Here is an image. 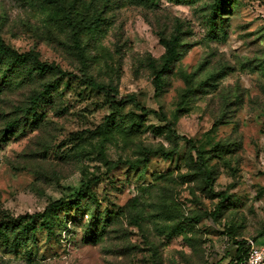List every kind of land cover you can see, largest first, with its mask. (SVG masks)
<instances>
[{
  "label": "rangeland",
  "instance_id": "374dc122",
  "mask_svg": "<svg viewBox=\"0 0 264 264\" xmlns=\"http://www.w3.org/2000/svg\"><path fill=\"white\" fill-rule=\"evenodd\" d=\"M211 1L93 0L103 20L84 40L82 63L39 0H0L6 43L69 74L19 73L0 83V215L34 216L82 184L91 188L80 208L57 215L52 234L39 226L17 253L0 251V264H230L237 240L264 244V0H230L217 34L205 18ZM176 18L190 30L185 54L156 93L146 56L164 53L157 32H170ZM86 78L117 87L118 99L134 95L147 111L141 124L133 125L138 116L128 102L107 134L88 136L113 110ZM48 82L36 127L2 139ZM217 119L227 122L214 127ZM168 126L191 143L181 140L172 158L107 170L109 161L140 157L141 146L171 147ZM219 142L223 150L213 151ZM189 153L212 168V189H204ZM81 212L93 223L78 220L62 242L69 216Z\"/></svg>",
  "mask_w": 264,
  "mask_h": 264
},
{
  "label": "trees",
  "instance_id": "16d2710c",
  "mask_svg": "<svg viewBox=\"0 0 264 264\" xmlns=\"http://www.w3.org/2000/svg\"><path fill=\"white\" fill-rule=\"evenodd\" d=\"M42 5L46 6L49 10V17L52 21V25L59 29L62 33H65L69 42L74 50L78 51L82 63L85 62V44L84 40L87 35L98 31L101 22L103 11L100 10L99 4H94L93 0H39ZM159 0H133L134 3L140 4L146 7L157 6ZM176 2L195 1V0H175ZM230 0H212L207 5L206 23L208 30L211 33L217 34L218 28H224L225 14L229 9ZM106 7V4H103ZM190 30L186 27L184 21L176 18L172 24L170 32L165 29L158 30L159 42L164 48V53L155 58L148 54L146 56V65L150 69L153 76V85L155 92L160 93L163 91L166 84L165 76L173 69L175 64L180 61L185 54L184 39L186 35H189ZM19 73L34 74L39 76H45L47 74H57L61 76L69 75L63 71L55 63H49L41 60L39 54L33 50L26 52H19L12 48L3 39L0 33V83H6L13 81V77ZM185 83L188 87L192 86L193 76L191 74H185ZM87 84L94 90L104 93L107 103L112 108L113 112L109 116L106 124L98 127L95 131H88V133H94L89 135L90 137H97L105 135L110 131L111 127L116 123L119 117V111L122 104L132 103L134 107V115L138 116L133 120L134 126L141 124L142 113L147 112L140 104L136 103L134 95H128L118 99L119 90L117 87L109 86L106 83L97 82L92 78H86ZM53 84L48 82L42 85V88L35 91L30 98V102L25 110V117L23 119H13L9 121L4 129L1 131L2 139H7L11 135L24 133L27 128H35L38 124V109L39 107L51 96ZM220 119H217L214 123V127L219 124L226 123ZM171 135V147H167L164 144L159 145H144L140 148V157L135 160L109 161L106 163L107 170L111 171L117 168L121 163H124L130 169H137L148 163L153 156H162L164 158H172L176 155L179 143L181 140H186L191 143L190 139L179 136L175 130L170 126L166 127ZM221 142L217 144V149L213 151L223 150ZM189 163L194 168L197 177L204 185V189H212L215 183L214 173L207 162L201 157H194L192 153H189ZM195 179V178H194ZM97 179L92 180L97 181ZM193 180V179H192ZM91 192L90 184L87 182L82 184V187L73 196L66 199H58L49 203L42 212H37L32 216L26 214L24 216H14L8 213L0 215V251L6 252H18V250L27 243L32 236L36 235V231L39 226H43L49 234L53 233V228L56 225L57 215L61 211H68L72 205L80 208V200L86 198ZM85 222L93 223L87 212H81L78 218L69 216L66 226L63 228L60 237L61 241L64 238L68 239L73 236L72 225L78 220H84ZM38 221L40 225H38ZM89 224V225H90ZM89 233V232H88ZM69 237H66L69 235ZM71 239V238H70ZM235 256L230 264H242L247 258L249 252L248 240H237L236 242Z\"/></svg>",
  "mask_w": 264,
  "mask_h": 264
},
{
  "label": "built area",
  "instance_id": "2783aa9c",
  "mask_svg": "<svg viewBox=\"0 0 264 264\" xmlns=\"http://www.w3.org/2000/svg\"><path fill=\"white\" fill-rule=\"evenodd\" d=\"M249 252L246 260L242 264H264V244L258 245L254 240L249 239Z\"/></svg>",
  "mask_w": 264,
  "mask_h": 264
}]
</instances>
